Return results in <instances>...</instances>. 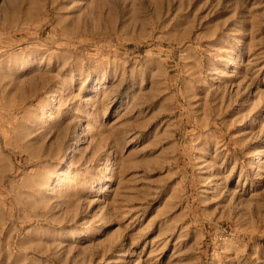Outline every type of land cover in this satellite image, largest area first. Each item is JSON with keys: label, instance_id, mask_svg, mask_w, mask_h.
<instances>
[{"label": "rangeland", "instance_id": "rangeland-1", "mask_svg": "<svg viewBox=\"0 0 264 264\" xmlns=\"http://www.w3.org/2000/svg\"><path fill=\"white\" fill-rule=\"evenodd\" d=\"M0 159V264H264V0H0Z\"/></svg>", "mask_w": 264, "mask_h": 264}, {"label": "bare ground", "instance_id": "bare-ground-1", "mask_svg": "<svg viewBox=\"0 0 264 264\" xmlns=\"http://www.w3.org/2000/svg\"><path fill=\"white\" fill-rule=\"evenodd\" d=\"M78 143V141H77ZM4 170V167H3V163H2V160L0 159V173ZM79 238V237H77Z\"/></svg>", "mask_w": 264, "mask_h": 264}]
</instances>
